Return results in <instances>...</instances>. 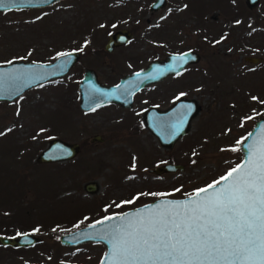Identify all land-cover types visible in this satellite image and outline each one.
<instances>
[{
  "label": "rangeland",
  "instance_id": "obj_1",
  "mask_svg": "<svg viewBox=\"0 0 264 264\" xmlns=\"http://www.w3.org/2000/svg\"><path fill=\"white\" fill-rule=\"evenodd\" d=\"M152 1L58 0L0 11V63L50 61L58 52L83 48L65 75L0 101V234L7 224L4 235L40 237L28 248L0 244V264H97L103 244L66 246L59 236L157 198L143 195L132 204L121 203L138 193H192L241 159L237 141L264 115V0L252 5L247 0H165L151 9ZM124 27L133 30V38L109 54L104 49L108 35ZM185 48L196 50L199 60L179 76L143 89L132 108L80 109L78 81L85 69H94L107 84L153 57ZM132 53L141 58L126 57ZM246 55L263 59L250 62ZM180 93L194 97L200 109L188 132L171 148L163 147L153 133L135 127L136 119L148 104L166 107ZM96 134L102 140L91 141ZM53 137L78 142L79 152L68 160L38 162L37 154ZM173 158L183 170L150 172ZM90 180L98 182L96 192L85 191ZM9 185L15 187L8 191ZM10 201L16 205L9 207ZM18 212L34 218V226L22 228Z\"/></svg>",
  "mask_w": 264,
  "mask_h": 264
},
{
  "label": "snow or ice",
  "instance_id": "obj_2",
  "mask_svg": "<svg viewBox=\"0 0 264 264\" xmlns=\"http://www.w3.org/2000/svg\"><path fill=\"white\" fill-rule=\"evenodd\" d=\"M4 2L0 0V4ZM56 55L71 56V53ZM186 56L187 53L174 56L175 62L169 70L181 68ZM180 74L176 71V75ZM46 75L39 68L19 74H0V94L7 92L4 87L7 80L36 83ZM251 99L257 100V97ZM143 195L165 197L171 194L138 193L121 203L132 204ZM105 221H115L96 233L110 246L105 253L107 264H264V139L249 146L246 161L229 168L206 186L194 189L186 200L161 201L131 216H105L89 227L104 225Z\"/></svg>",
  "mask_w": 264,
  "mask_h": 264
},
{
  "label": "water",
  "instance_id": "obj_3",
  "mask_svg": "<svg viewBox=\"0 0 264 264\" xmlns=\"http://www.w3.org/2000/svg\"><path fill=\"white\" fill-rule=\"evenodd\" d=\"M56 1L58 0H52V2H46V0H18V2L5 0L3 4H0V11L17 8L42 7L50 5ZM164 1L165 0H154L152 1L150 8L157 9L164 3ZM257 1L258 0H247V3L248 5H252ZM131 35V31L125 27L113 31L106 39L105 48L110 50L111 46L115 44H123L129 40ZM66 52L71 53V56H56L50 61L13 59L10 60L12 61L11 64L7 63L8 61L0 63V74H19L30 70L34 71L37 68H39L41 72L47 74L43 80L36 83L24 84L20 80L5 81L4 87L7 89V92L0 94V101H12L33 86L65 75L72 65L78 60L80 55V52L77 50H69ZM183 53H187L183 66L176 70H169V66L175 62L173 57ZM199 58L200 54L194 49H186L181 52H170L163 59H152L141 69L124 74L116 83L113 84H105L101 82L98 79L95 70L87 68L78 82L79 107L84 111H89L111 102L120 104L123 107H131L133 104V95L141 88L156 83L167 75L175 74L176 71L183 70L187 64L197 62ZM262 59L263 58L261 56H245V60L250 62H258ZM136 73H140V76L137 77ZM117 85H120L121 87L117 89ZM13 89H18V91L13 92ZM199 109L200 106L197 104V100L194 97L180 96L179 99H176L165 110L158 109L155 106H150L144 110L143 114L145 117V124L148 126L150 131L157 137L161 145L166 146L172 145L177 138L188 132L191 119L196 115ZM249 133L252 135L249 136ZM261 139H264V115L254 121L252 127L241 139V143L239 144L241 159L236 164L246 161L249 146L254 143H258ZM95 140H102L101 135H94L91 138V141ZM79 150L80 145L78 142H69L59 137H53L49 139L45 147L39 151L36 156V160L38 162L68 160L74 158ZM183 168L184 166L181 163L166 162L151 167L149 170L150 172L161 174L167 171L183 170ZM98 186L99 185L96 180H90L84 183V189L89 193L96 192L98 190ZM187 198L188 194L184 196L158 197L149 202L118 211L108 216L118 217L123 214L131 216L138 210L144 209L145 206L151 208L153 205L161 201L186 200ZM95 222L96 221L77 227L69 232L62 233L59 236V241L64 245H76L84 242H99L103 244L104 252L97 264H101L102 261H105L107 264V257L105 256V253L109 252L110 246L106 240L99 239L96 233L104 229L108 224L115 223V221H105L104 225L96 224L95 227L90 228L89 225H93ZM20 234L22 235L8 236L0 234V244L12 247H24L40 241V237L33 233L22 232ZM21 264L54 263L50 261H26Z\"/></svg>",
  "mask_w": 264,
  "mask_h": 264
},
{
  "label": "flooded vegetation",
  "instance_id": "obj_4",
  "mask_svg": "<svg viewBox=\"0 0 264 264\" xmlns=\"http://www.w3.org/2000/svg\"><path fill=\"white\" fill-rule=\"evenodd\" d=\"M147 20H149V19H147ZM130 31H131V33H132V35H131V37L129 38V40L127 41V42H125V43H123V44H115V45H113V46H111V49L109 50V49H106L105 48V44H104V49L106 50V51H108V53L109 54H111V53H113L114 52V50L116 51L118 48H121V47H124V46H126V45H128L129 44V42L131 41V39L133 38V30L132 29H129ZM186 49H191V48H185V49H182V50H179V51H170V52H181V51H184V50H186ZM170 52H168V53H170ZM167 53V54H168ZM166 54V55H167ZM166 55L164 56V57H161V56H157V57H153V59H163V58H165L166 57ZM126 57L127 58H129V59H132V60H135V59H140L141 57H139V56H137V54H135V53H132V54H130L129 56L128 55H126ZM192 64H195V63H189V64H187L185 67H184V69L183 70H181L180 72L182 73V72H184L186 69H187V67L188 66H190V65H192ZM145 65H140V66H138V67H136V68H132L130 71H128V72H132V71H136V70H138V69H141L142 67H144ZM86 70V69H85ZM84 70V71H85ZM84 71H83V73H84ZM127 72V73H128ZM124 74H126V73H124ZM124 74H122L120 77H118V79L116 80V81H113V82H110V83H107V84H113V83H116ZM83 75V74H82ZM97 76H98V74H97ZM168 76H178V75H176V73L175 74H170V75H167V76H165L162 80H164L165 78H167ZM82 77V76H81ZM99 78V77H98ZM162 80H160V81H158V82H161ZM158 82H156V83H153V84H150V85H147V86H145V87H143V88H141L139 91H137L134 95H133V101H134V97L137 95V94H139L143 89H145V88H147V87H150V86H153V85H155V84H157ZM180 97V96H179ZM177 98H175V100H176ZM174 100V101H175ZM173 101V102H174ZM172 102V103H173ZM171 103V104H172ZM108 104H116V105H119V106H121L120 104H117V103H108ZM170 104V105H171ZM106 105V104H105ZM170 105H168V106H166V107H159L157 104H148L147 106H145L143 109H140V113H139V117H140V120L139 119H136V125H135V127L136 128H140V129H143V128H145V129H147L148 131H150V129L148 128V126L145 124V117H144V114H143V112H144V110L147 108V107H150V106H155L156 108H158V109H161V110H165V109H167ZM104 106V105H103ZM132 106H133V104H132ZM132 106H131V108H132ZM101 107V106H100ZM121 107H123V106H121ZM123 108H130V107H123ZM151 132V131H150ZM187 133V132H186ZM185 133V134H186ZM185 134H183V135H181L179 138H182ZM179 138H177L176 140H175V142L172 144V145H166V146H163V145H161V143L159 142V144L161 145V146H163V147H168V148H171L177 141H178V139ZM80 145V144H79ZM175 159L173 158L172 160H168V161H165V162H163V163H166V162H172V163H176L175 161H174ZM194 162V161H193ZM153 200V199H152ZM148 202V201H147ZM145 203V202H144ZM142 204V203H141ZM139 205V204H138ZM135 206H137V205H135ZM132 207H134V206H132ZM130 208V207H129ZM99 220V219H98ZM96 221V220H95ZM93 222V221H92ZM38 243V242H37ZM37 243H35V244H37ZM85 243V242H84ZM80 244H82V243H80ZM32 245H34V244H32ZM62 245H64V244H62ZM76 245H79V244H76ZM31 246V245H30ZM66 246H71V245H66ZM29 246H24V247H21V248H28Z\"/></svg>",
  "mask_w": 264,
  "mask_h": 264
},
{
  "label": "trees",
  "instance_id": "obj_5",
  "mask_svg": "<svg viewBox=\"0 0 264 264\" xmlns=\"http://www.w3.org/2000/svg\"><path fill=\"white\" fill-rule=\"evenodd\" d=\"M1 142H0V146H1ZM15 186H10L9 185V188H8V191L9 190H12L13 188H14ZM10 197V196H9ZM8 198V197H7ZM13 199V198H12ZM14 201V200H13ZM13 201H10V205H9V207L10 206H14V205H16V203L15 202H13ZM24 215V216H22V215ZM19 213L18 212V219H19V221H20V223H21V225H19V224H17L16 223V225H18V226H21L22 228H30V227H32V226H34L32 223L34 222L32 219H34V218H31V217H29V216H27L25 213ZM3 230L1 231L3 234H8L9 232H7L6 233V230L8 229V227L10 226V225H7V224H3Z\"/></svg>",
  "mask_w": 264,
  "mask_h": 264
}]
</instances>
